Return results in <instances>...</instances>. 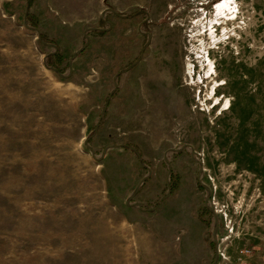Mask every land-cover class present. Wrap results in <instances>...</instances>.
I'll return each mask as SVG.
<instances>
[{"label":"rangeland","instance_id":"1","mask_svg":"<svg viewBox=\"0 0 264 264\" xmlns=\"http://www.w3.org/2000/svg\"><path fill=\"white\" fill-rule=\"evenodd\" d=\"M222 2L29 0L41 41L26 0H0V264H212L214 218L217 264H264V0ZM107 8L134 17L122 30L166 35L164 62L150 42L113 90L146 42L139 31L132 55L89 38L68 78L49 68L69 73L92 21L107 34ZM112 90L92 155L83 141ZM120 143L145 166L126 147L99 159ZM183 144L195 159L167 154L159 201L164 153ZM147 167L130 202L141 210L126 199Z\"/></svg>","mask_w":264,"mask_h":264},{"label":"water","instance_id":"2","mask_svg":"<svg viewBox=\"0 0 264 264\" xmlns=\"http://www.w3.org/2000/svg\"><path fill=\"white\" fill-rule=\"evenodd\" d=\"M28 8H29V0H26V5H25V11H24V19H23V23L26 25V27H28L29 29H31V30H33V31H35V32L37 33V39L43 41L42 38H41V35H40L39 31L37 30V28H35V27H31V26H29V25L26 24V16H27ZM106 10L111 11V12L114 13V14H117V12H116L115 10L111 9V8H107ZM140 12H142V11H140ZM104 14H105V12L103 11V15H104ZM147 20H148V15H147V13H146L145 21H147ZM141 25H142L141 23L138 25V30H139V31H140V27H141ZM94 30H96V28H88V29L85 30V32H84L85 43H84V45H83V46H82V47H81L76 53H74V54L72 55V57H71V59H70V61H69V63H68L69 73H68L67 75H62V74L58 71V69L55 68V67H53V66H49V68H51L53 71H55L58 75H60V76H62V77H64V78H68V77L71 75V60H72V59H73L78 53H80V52L84 49L85 46L88 45V42H89V35H87L86 33H87L88 31H94ZM100 30H106V29H102V28H100ZM140 32H141V34L146 35V37H147L146 42L142 45V47H141V49H140L139 56H138L137 59L132 63V65H129L127 68H125V69H123V70H121V71H118V72L114 75V77H113V85H114L113 90H115L116 87H117L116 78L119 76V74H120L121 72L126 71V70L129 69L130 67L134 66V64L137 63V62L141 59L144 50L146 49L147 46H149V44H150V42H151V35H150L149 32H142V31H140ZM47 44L50 45V46H52V47L56 50V45H55L54 43H47ZM113 90L109 93V96H108L107 99L105 100V103H104L103 108H102V110H101V113H100V116H99V118H98V121L96 122V124H95V126H94L92 132H91V133H90V134L84 139V141H83V142H84V145L89 149V151H90V153H91L92 155H93V153H94V150H93L92 147L89 145V140H90L91 137H93V136L95 135V133H96V131H97V129H98V126H99L100 120H101V118H102V116H103V114H104V112H105V110H106V108H107V105H108V102H109V98H110V96H111ZM116 147H126V148L130 149V150L136 155V157L139 159V163H140V165L145 166L144 163H143L142 160H141L140 154L138 153L137 149L134 148V147H132V146H129V145H126V144H122V143H120V144H113V145H110V146H106V147H104V148L102 149V152H101V155H100L99 159L102 158V157L105 155V152H106L108 149H112V148H116ZM186 147L190 148V150H191V157L195 159V157H194V155H193V147H192L191 145H189V144H183L180 148H169V149H167V151L164 153L163 160L165 161V163H166V165H167V175H166V180H165V182H166V187H167V193H166L163 197H161L159 201H161L162 199L166 198V197L169 196V194H170L169 175H170V172H171V166H170V162H169V159H168V157H167V154H168L169 152H179V151H181L182 149H184V148H186ZM197 161H198V163H199V165H200V167H199V173H200V172L202 171L201 161H200V160H197ZM147 172H148L147 175L144 176V177H142V178L140 179V181H139L138 184L135 186V188H134V190L132 191V193H131V194L127 197V199H126V204H131V205H133V206L138 207V208L141 209V210H144V209L141 207L140 203H138V202L130 203V202H131V199H132V198L138 193V191H139L140 186L142 185V183H143V182L149 177L151 170H150V168H148V167H147ZM198 179H199V184H200V185L206 190L207 196H206V198H205V200H204V204H205V206H207V201H208V197H209V195H210V193H211V189H210L207 185H205L204 183L201 182L200 177H198ZM155 205H156V203L154 204V206H155ZM214 217H215V216H214ZM217 227H218L217 220H216V218H214V224H213V228H212V231H211L212 242H213V244H214V258H213L212 264H217V255H218L217 239H216V235H217Z\"/></svg>","mask_w":264,"mask_h":264},{"label":"crops","instance_id":"3","mask_svg":"<svg viewBox=\"0 0 264 264\" xmlns=\"http://www.w3.org/2000/svg\"><path fill=\"white\" fill-rule=\"evenodd\" d=\"M114 14V13H113ZM101 16H103V11ZM149 17V16H148ZM150 19L148 18V21ZM134 21V17H127L126 15H119V14H114V17H112L111 20L107 21V24L109 26V30L106 35L103 37H98L97 34L94 32L96 30H99L100 28L94 27L93 24H95L94 21L90 23V25H87L85 30L88 28H96L94 31H88L89 38H90V43L92 44L93 42H98L101 43L99 46H106L105 52L107 53L108 50H113L116 52V50L121 49L122 46H126L129 48L130 54L136 50V38L139 33L138 29H135V35L132 34V30H122V26L124 24H128V26H132V22ZM128 22V23H127ZM105 38V39H104ZM156 37L152 35L151 38V43H154L153 51L151 57H153V62H157L158 64H161L164 62V52L163 50L165 49L164 42L160 39L167 38V36H158ZM126 39V40H125ZM125 40V41H124ZM103 43V44H102ZM101 47H97L98 51L101 50L99 49ZM113 54V53H112ZM151 70V73L154 77L156 78H165L167 75L166 71V65H146L145 70Z\"/></svg>","mask_w":264,"mask_h":264},{"label":"bare ground","instance_id":"4","mask_svg":"<svg viewBox=\"0 0 264 264\" xmlns=\"http://www.w3.org/2000/svg\"><path fill=\"white\" fill-rule=\"evenodd\" d=\"M228 0H224V2H222L221 4H219L218 6H217V11H219V12H221V11H223V9L225 8V7H228L229 5V2H227ZM227 9H229V8H227ZM230 10V9H229ZM220 84H222V83H220ZM219 84V85H220ZM215 102H217V101H215ZM227 102H228V100H226V105H227ZM225 103V102H224Z\"/></svg>","mask_w":264,"mask_h":264},{"label":"trees","instance_id":"5","mask_svg":"<svg viewBox=\"0 0 264 264\" xmlns=\"http://www.w3.org/2000/svg\"><path fill=\"white\" fill-rule=\"evenodd\" d=\"M97 31H101V30H97ZM41 38H43V37L41 36ZM42 40H43V39H42ZM57 54H58V49H56V50L52 53L51 58H55V57L57 56ZM59 60H60V58H59ZM51 66L57 68L56 65H52V64H51Z\"/></svg>","mask_w":264,"mask_h":264},{"label":"flooded vegetation","instance_id":"6","mask_svg":"<svg viewBox=\"0 0 264 264\" xmlns=\"http://www.w3.org/2000/svg\"><path fill=\"white\" fill-rule=\"evenodd\" d=\"M146 36V35H145ZM213 243V242H212ZM213 248H214V244H213Z\"/></svg>","mask_w":264,"mask_h":264}]
</instances>
